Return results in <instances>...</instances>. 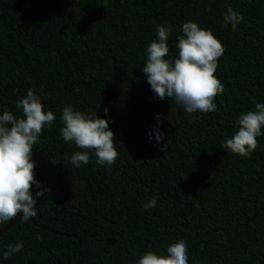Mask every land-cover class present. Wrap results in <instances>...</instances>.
<instances>
[{"label":"trees","instance_id":"16d2710c","mask_svg":"<svg viewBox=\"0 0 264 264\" xmlns=\"http://www.w3.org/2000/svg\"><path fill=\"white\" fill-rule=\"evenodd\" d=\"M227 8L242 16L236 30L222 26ZM186 21L223 48L210 115L158 99L140 71L156 25L171 27L174 55ZM29 88L55 114L32 153L49 192L30 222L0 237V250L24 245L0 264H135L177 241L187 264H264V135L248 158L221 148L236 117L264 102V0H0V112L21 115L14 105ZM68 104L99 118L108 108L118 153L108 170L94 155L69 163L81 149L59 135ZM153 196L157 206L145 209Z\"/></svg>","mask_w":264,"mask_h":264},{"label":"clouds","instance_id":"9594fccd","mask_svg":"<svg viewBox=\"0 0 264 264\" xmlns=\"http://www.w3.org/2000/svg\"><path fill=\"white\" fill-rule=\"evenodd\" d=\"M242 16L227 8L221 18L222 26L236 30ZM156 38L145 48L146 59L140 71L145 75L155 97L169 98L191 117L193 114L210 115L216 111L214 98L223 92V85L214 76L217 60L223 54L220 42L211 30L198 27L194 21L183 22L180 35L176 36L175 54L169 55L168 39L172 29L168 25H156ZM21 115L11 111L0 112V226L14 220L20 213L21 222H30L37 215L38 198L49 192L35 179L32 160L33 145L42 129L53 125L55 114L43 109L41 97L29 88L15 102ZM105 118L74 110L71 104L60 110V138L74 144L81 151L73 152L69 163L80 168L95 156L96 165L108 170L117 158L113 132L109 128L108 108L103 109ZM157 126L155 142L160 144L165 134L158 130L160 114L155 116ZM236 130L221 143L222 149L248 158L257 147V137L264 135V102H255L254 110L239 114L234 122ZM153 139L149 135V141ZM165 145V144H164ZM164 145L160 150L163 151ZM53 162V161H51ZM56 163V162H53ZM158 196L143 203L145 209L156 207ZM21 241L9 243L0 250V260H7L22 251ZM188 246L184 241L169 244L164 255L148 251L139 256L135 264H187Z\"/></svg>","mask_w":264,"mask_h":264},{"label":"water","instance_id":"95a60500","mask_svg":"<svg viewBox=\"0 0 264 264\" xmlns=\"http://www.w3.org/2000/svg\"><path fill=\"white\" fill-rule=\"evenodd\" d=\"M19 216H20V213L17 214V217L15 218V220H14L9 226H7L4 230H2V231L0 232V237H1L3 234H5L9 229H11L12 227H14V226H16L17 224L20 223V221H18V220H19Z\"/></svg>","mask_w":264,"mask_h":264}]
</instances>
